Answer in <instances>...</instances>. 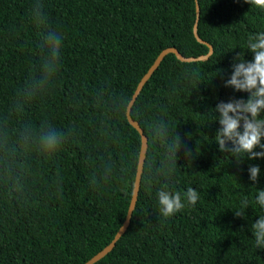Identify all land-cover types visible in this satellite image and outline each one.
<instances>
[{"label":"trees","instance_id":"1","mask_svg":"<svg viewBox=\"0 0 264 264\" xmlns=\"http://www.w3.org/2000/svg\"><path fill=\"white\" fill-rule=\"evenodd\" d=\"M46 31L63 37L50 72ZM258 31L264 11L244 0H0V264H87L114 241L142 151L127 114L135 92L163 51L200 58L211 47L205 61L168 54L138 96L131 115L148 139L138 201L95 264H264L250 228L264 215L255 203L264 175L253 184L248 174L253 164L264 171V159L226 157L206 115L247 99L224 82L235 57L252 59L244 46ZM193 70L195 86L184 74ZM159 126L192 153L180 152L170 178L160 173ZM48 131L61 141L52 152L39 146ZM166 182L198 189L197 204L163 217L156 191Z\"/></svg>","mask_w":264,"mask_h":264},{"label":"clouds","instance_id":"2","mask_svg":"<svg viewBox=\"0 0 264 264\" xmlns=\"http://www.w3.org/2000/svg\"><path fill=\"white\" fill-rule=\"evenodd\" d=\"M244 2L264 11V0H244ZM35 11L38 17L43 15L41 9L37 8ZM41 41L46 50L44 68L46 72H50L53 61L58 62L60 59L63 37L54 31H46L41 36ZM244 47L253 54L252 59H246L243 53L235 57L224 86L232 88L235 92L247 93V99L218 101L216 106L206 113L209 122L219 124L214 140L212 139L213 143L218 145L219 150L224 152L226 157L235 158L238 163L244 158L264 159V31L249 35ZM244 47L240 48L244 49ZM224 71L219 69L214 76ZM184 74L186 77L191 75L192 79L189 83L195 86L199 79L196 72L186 71ZM154 136H159L165 147L160 173L163 177L170 178L175 173L180 152L184 151L185 158H190L192 153L182 148L179 137L169 135L166 126H159L154 130ZM60 142L58 134L54 131L44 132L39 136V146L44 151H55ZM248 174L250 181L255 184L264 175V171L258 164H253L249 166ZM199 198L198 189L188 187L186 191H180L170 187L167 182L156 191L160 214L165 218L173 216L188 205L195 206ZM243 203L247 205L248 201L244 200ZM255 203L264 209V189L256 187ZM235 215L243 216L241 212H235ZM258 217L251 223L250 228L255 246L264 249V215Z\"/></svg>","mask_w":264,"mask_h":264},{"label":"water","instance_id":"3","mask_svg":"<svg viewBox=\"0 0 264 264\" xmlns=\"http://www.w3.org/2000/svg\"><path fill=\"white\" fill-rule=\"evenodd\" d=\"M197 15L198 16H197V23L195 25V35L200 42H203L199 38V35H198V23H199V19H200V6H199L198 2H197ZM168 54H175L178 57V59H180L183 62L205 61L213 54V48L211 47L210 53L208 55L202 56L200 58H185L179 53V51L177 49H174V48L167 49V50L163 51V53H161V55L155 61L154 65L151 67L149 72L145 75V77L142 79L141 83L139 84V86L135 92V95H134V97H133V99L129 105L128 113H127L129 122L131 123L132 126H134L140 132V134L142 136L141 157H140L138 173H137L136 182H135L133 198H132L131 205L129 208L127 220H126L124 226L121 228V230L117 234V236L115 237L114 241L105 250H103L101 253H99L97 256H95L92 260H90L87 264H95L98 261H100L101 259H103L106 255H108L114 249V247L116 246V243L126 233V231L128 230V228L130 226L131 218H132V215L135 211L136 204L138 201L142 176H143V172H144V165H145L147 151H148V139L144 135L143 130L141 129L140 125L133 120L132 115H131V111H132V108H133L138 96L140 95L143 88L145 87L146 83L150 80V78L152 77L154 72L159 68L160 64L162 63V61L165 59V57Z\"/></svg>","mask_w":264,"mask_h":264}]
</instances>
